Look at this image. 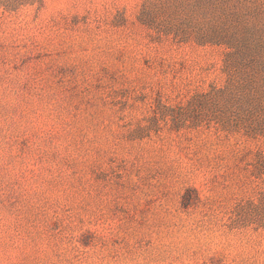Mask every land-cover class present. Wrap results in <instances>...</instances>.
Masks as SVG:
<instances>
[{"label":"rangeland","instance_id":"obj_1","mask_svg":"<svg viewBox=\"0 0 264 264\" xmlns=\"http://www.w3.org/2000/svg\"><path fill=\"white\" fill-rule=\"evenodd\" d=\"M264 0H0V264H264Z\"/></svg>","mask_w":264,"mask_h":264},{"label":"trees","instance_id":"obj_2","mask_svg":"<svg viewBox=\"0 0 264 264\" xmlns=\"http://www.w3.org/2000/svg\"><path fill=\"white\" fill-rule=\"evenodd\" d=\"M254 135H260L264 131H254L249 130ZM253 166V176L256 182L263 185L259 187V192L257 197V204L249 201L246 205H241L235 212V217L239 220L244 216V220H248L249 223L255 224L257 228H264V154L259 153L252 163Z\"/></svg>","mask_w":264,"mask_h":264}]
</instances>
